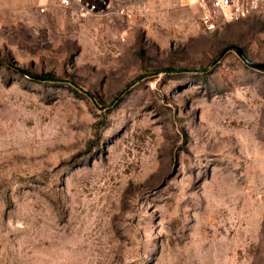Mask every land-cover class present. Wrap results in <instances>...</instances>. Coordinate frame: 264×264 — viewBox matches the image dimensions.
Returning <instances> with one entry per match:
<instances>
[{
	"label": "rangeland",
	"instance_id": "obj_1",
	"mask_svg": "<svg viewBox=\"0 0 264 264\" xmlns=\"http://www.w3.org/2000/svg\"><path fill=\"white\" fill-rule=\"evenodd\" d=\"M109 2L0 0V264H264V0Z\"/></svg>",
	"mask_w": 264,
	"mask_h": 264
},
{
	"label": "built area",
	"instance_id": "obj_2",
	"mask_svg": "<svg viewBox=\"0 0 264 264\" xmlns=\"http://www.w3.org/2000/svg\"><path fill=\"white\" fill-rule=\"evenodd\" d=\"M63 9H72L79 17L103 16L112 12L131 18L130 4L111 5L109 0H54ZM200 10L199 22L204 29L213 31L224 23L246 17L257 8L260 0H187ZM43 10V8H41Z\"/></svg>",
	"mask_w": 264,
	"mask_h": 264
},
{
	"label": "water",
	"instance_id": "obj_3",
	"mask_svg": "<svg viewBox=\"0 0 264 264\" xmlns=\"http://www.w3.org/2000/svg\"><path fill=\"white\" fill-rule=\"evenodd\" d=\"M235 48V51L237 52V54L239 55V57L244 61L246 62L247 64H249L250 66L252 67H255V68H258V69H264V62H261V63H256V62H252V61H249L248 59L245 58L242 50L238 47V46H234Z\"/></svg>",
	"mask_w": 264,
	"mask_h": 264
},
{
	"label": "trees",
	"instance_id": "obj_4",
	"mask_svg": "<svg viewBox=\"0 0 264 264\" xmlns=\"http://www.w3.org/2000/svg\"><path fill=\"white\" fill-rule=\"evenodd\" d=\"M29 76L36 78V79H40V80L46 79L49 77L48 75H45V74H29Z\"/></svg>",
	"mask_w": 264,
	"mask_h": 264
}]
</instances>
